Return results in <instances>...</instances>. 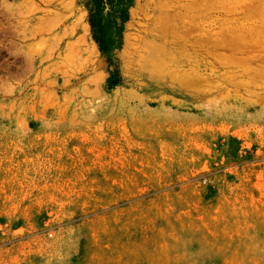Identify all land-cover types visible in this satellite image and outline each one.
Returning <instances> with one entry per match:
<instances>
[{"label":"rangeland","instance_id":"1","mask_svg":"<svg viewBox=\"0 0 264 264\" xmlns=\"http://www.w3.org/2000/svg\"><path fill=\"white\" fill-rule=\"evenodd\" d=\"M263 72L264 0H0V264H264Z\"/></svg>","mask_w":264,"mask_h":264},{"label":"trees","instance_id":"2","mask_svg":"<svg viewBox=\"0 0 264 264\" xmlns=\"http://www.w3.org/2000/svg\"><path fill=\"white\" fill-rule=\"evenodd\" d=\"M124 0H87L88 20L95 34L101 32V23L107 16L116 19ZM97 39V38H96Z\"/></svg>","mask_w":264,"mask_h":264},{"label":"bare ground","instance_id":"3","mask_svg":"<svg viewBox=\"0 0 264 264\" xmlns=\"http://www.w3.org/2000/svg\"><path fill=\"white\" fill-rule=\"evenodd\" d=\"M226 33V32H225ZM224 33V34H225ZM231 34H232V31H231ZM256 34V33H255ZM237 35H239V34H237ZM250 35V34H249ZM250 36H252V35H250ZM264 73V72H263ZM256 75V74H255ZM259 75V77L261 78L263 75H262V73H260V74H258ZM264 78V77H263Z\"/></svg>","mask_w":264,"mask_h":264}]
</instances>
